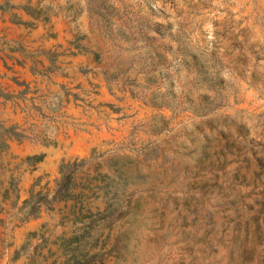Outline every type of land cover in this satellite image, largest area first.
<instances>
[{
	"label": "rangeland",
	"instance_id": "rangeland-1",
	"mask_svg": "<svg viewBox=\"0 0 264 264\" xmlns=\"http://www.w3.org/2000/svg\"><path fill=\"white\" fill-rule=\"evenodd\" d=\"M262 200L264 0H0V264H264Z\"/></svg>",
	"mask_w": 264,
	"mask_h": 264
},
{
	"label": "trees",
	"instance_id": "trees-1",
	"mask_svg": "<svg viewBox=\"0 0 264 264\" xmlns=\"http://www.w3.org/2000/svg\"><path fill=\"white\" fill-rule=\"evenodd\" d=\"M71 183V174L68 172H63L61 174V177L57 181V190L54 193V196L59 195L60 199H66L69 197L70 192H69V186ZM257 203H260L261 206H264V201H257ZM97 215H100V219L104 220L106 217H108L107 213H100L97 212ZM254 220L256 222L260 221L261 226H264V210L259 209L255 216ZM90 226V224H89ZM88 226V228H89ZM87 233V232H86ZM86 233H82L80 235H77L74 237L75 241L78 242L74 248H72V254L65 258L61 263L59 264H90V261L97 256L96 254H89V248H80L79 245L81 241L83 240L82 238L85 237ZM86 242H89V238L86 237L84 238Z\"/></svg>",
	"mask_w": 264,
	"mask_h": 264
}]
</instances>
